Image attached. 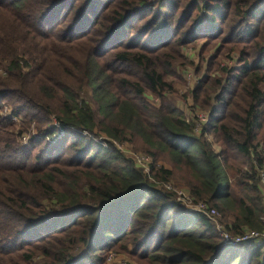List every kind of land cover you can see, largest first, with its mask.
I'll list each match as a JSON object with an SVG mask.
<instances>
[{
    "label": "trees",
    "instance_id": "obj_1",
    "mask_svg": "<svg viewBox=\"0 0 264 264\" xmlns=\"http://www.w3.org/2000/svg\"><path fill=\"white\" fill-rule=\"evenodd\" d=\"M263 149L264 0H0V264H264L150 180L262 230Z\"/></svg>",
    "mask_w": 264,
    "mask_h": 264
},
{
    "label": "rangeland",
    "instance_id": "obj_2",
    "mask_svg": "<svg viewBox=\"0 0 264 264\" xmlns=\"http://www.w3.org/2000/svg\"><path fill=\"white\" fill-rule=\"evenodd\" d=\"M215 48L211 49L214 50ZM184 52L186 54H184ZM183 54L185 56H187V59H188V56L189 57H192L191 59H195V55L196 54V51L192 48H187V49H184L183 50ZM189 60V59H188ZM222 63L224 64H232V60H224L222 61ZM190 66L189 65H185V66H178L176 65V67L174 68V75H171L169 76V79L172 80L174 86H175V89L178 93V96H179V101H178V105L181 109L185 110V115L186 117L190 118V117H194V115L192 114V108L191 106L193 105L192 103V99L190 97V95H187L188 92L190 91V87H193V82L191 81L192 80V75H191V72L188 71L186 72L187 70H189ZM178 75H181L182 77V81L183 82H180L179 78H178ZM190 77H191V80H190ZM145 98L150 101V102H157V99L154 98V96L150 93H146L145 94ZM202 112L199 113V115L201 114ZM198 115V116H199ZM19 126V125H18ZM19 128H21V126H19ZM33 130L34 127L31 125L27 130L26 132H24L22 134L21 137H19L18 139L22 142V143H27L29 138L33 135ZM18 129L16 128L15 132H17ZM121 147L126 151V153H128V155H131V154H138V155H142V156H145L147 159H148V162L151 163L152 161V158L150 155L146 154V153H142V152H137L135 151V149L133 148V145L131 144V142L129 141H126L124 144L121 145ZM149 163V165H150ZM167 166V165H165ZM150 180L152 182H154L158 187H164V188H167L168 185H166L165 183L166 182H163L161 180L157 181L155 179H152L150 178ZM175 182H180V180L178 178H175L173 179L172 181L169 182V185L171 186L170 189H174V188H183L182 185L180 183H175ZM187 203L184 202V205ZM118 260L115 264H136L134 261H131L128 257L124 256V255H118V256H115L112 261H108L109 264H114V260Z\"/></svg>",
    "mask_w": 264,
    "mask_h": 264
},
{
    "label": "built area",
    "instance_id": "obj_3",
    "mask_svg": "<svg viewBox=\"0 0 264 264\" xmlns=\"http://www.w3.org/2000/svg\"><path fill=\"white\" fill-rule=\"evenodd\" d=\"M200 112L202 113L199 115ZM195 117L197 120V123L195 125V131L198 132L201 124L207 121V114L204 111H196ZM131 155L136 160V163L144 169V172L148 173V168L150 163L148 162V159L145 156L138 154H131ZM263 155H264V149H263ZM258 175H259L258 181L261 187L262 202L264 206V166L261 168ZM166 185H168L167 189H170L171 186L169 184ZM173 190H175L177 194V200L178 202L181 203V206L184 208V210L202 213L207 219H209L214 223L215 229L218 231L219 236L222 237L226 242L230 244H237L248 241L264 242V229L262 230L247 229L241 234H237V235L230 234L228 233V231H224L223 227L218 223L217 218L220 215L214 208L209 207L204 202L195 203L187 194H184L181 190L175 188ZM186 201L187 203L184 205V202ZM114 257L115 255L113 253H110L108 257V261L109 262L112 261Z\"/></svg>",
    "mask_w": 264,
    "mask_h": 264
},
{
    "label": "crops",
    "instance_id": "obj_4",
    "mask_svg": "<svg viewBox=\"0 0 264 264\" xmlns=\"http://www.w3.org/2000/svg\"><path fill=\"white\" fill-rule=\"evenodd\" d=\"M215 147H217V146L215 145ZM117 261H118V260L115 259V260H114V264H115Z\"/></svg>",
    "mask_w": 264,
    "mask_h": 264
}]
</instances>
